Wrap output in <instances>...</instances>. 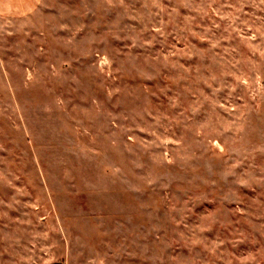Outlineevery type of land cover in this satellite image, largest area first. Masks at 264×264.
Masks as SVG:
<instances>
[{
    "label": "rangeland",
    "instance_id": "1",
    "mask_svg": "<svg viewBox=\"0 0 264 264\" xmlns=\"http://www.w3.org/2000/svg\"><path fill=\"white\" fill-rule=\"evenodd\" d=\"M0 9V264H264V0Z\"/></svg>",
    "mask_w": 264,
    "mask_h": 264
},
{
    "label": "crops",
    "instance_id": "2",
    "mask_svg": "<svg viewBox=\"0 0 264 264\" xmlns=\"http://www.w3.org/2000/svg\"><path fill=\"white\" fill-rule=\"evenodd\" d=\"M35 0H0V9L5 13H20L28 10Z\"/></svg>",
    "mask_w": 264,
    "mask_h": 264
}]
</instances>
